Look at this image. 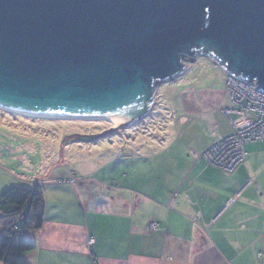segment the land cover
<instances>
[{"label":"water","instance_id":"95a60500","mask_svg":"<svg viewBox=\"0 0 264 264\" xmlns=\"http://www.w3.org/2000/svg\"><path fill=\"white\" fill-rule=\"evenodd\" d=\"M200 57L264 92V0H0L9 109L135 125Z\"/></svg>","mask_w":264,"mask_h":264},{"label":"crops","instance_id":"0c3cea01","mask_svg":"<svg viewBox=\"0 0 264 264\" xmlns=\"http://www.w3.org/2000/svg\"><path fill=\"white\" fill-rule=\"evenodd\" d=\"M230 102L226 81H206L184 98L187 132L159 136L164 143L143 150L148 160L125 161L133 148L120 147L105 167L114 169L110 179L70 170L37 182L44 222L29 233L36 248L28 264H264V142L247 144L231 174L201 157L213 141L206 122L219 136L232 133L221 112ZM2 173L0 196L11 184ZM65 178L73 181L60 184Z\"/></svg>","mask_w":264,"mask_h":264},{"label":"rangeland","instance_id":"374dc122","mask_svg":"<svg viewBox=\"0 0 264 264\" xmlns=\"http://www.w3.org/2000/svg\"><path fill=\"white\" fill-rule=\"evenodd\" d=\"M225 78V72L217 68L212 59L200 57L183 76L159 85L154 107L144 119L130 128L81 143H74L71 136L99 135L111 131L113 125L106 121L33 117L0 109V180L2 182L5 176L2 169L11 182L7 190L28 189L37 182L57 179L70 170L80 176L101 171L110 179L114 169L105 170V167L110 161L118 160L120 147L133 148L134 152H129L125 161L148 160L151 154L143 150L149 145L164 143L159 136L167 132H187V124L181 123V117L186 114L184 98L188 91L206 81L225 83ZM229 108H232L231 102ZM113 143L118 146L115 150L111 148Z\"/></svg>","mask_w":264,"mask_h":264},{"label":"built area","instance_id":"2783aa9c","mask_svg":"<svg viewBox=\"0 0 264 264\" xmlns=\"http://www.w3.org/2000/svg\"><path fill=\"white\" fill-rule=\"evenodd\" d=\"M217 68L226 74V86L230 95L232 108L221 110L232 127L228 136H219V126L208 122L210 136L213 139L210 146L202 153L209 164L231 174L246 160L245 146L254 142H264V92L260 91L255 82L240 79L223 69L213 60ZM193 64H188V69ZM185 72V73H186ZM196 156V155H195ZM197 157V156H196ZM73 181L71 178L60 180V184ZM157 223H150L148 230L158 231ZM96 241L89 240L92 249ZM262 256V255H261Z\"/></svg>","mask_w":264,"mask_h":264},{"label":"trees","instance_id":"16d2710c","mask_svg":"<svg viewBox=\"0 0 264 264\" xmlns=\"http://www.w3.org/2000/svg\"><path fill=\"white\" fill-rule=\"evenodd\" d=\"M77 136L76 139L71 138L74 143L93 140ZM44 208L43 188L39 185L28 189L15 187L0 196V227H3V233L0 234L2 264H28L25 255L36 248V241L30 238L29 233L42 228Z\"/></svg>","mask_w":264,"mask_h":264},{"label":"bare ground","instance_id":"6f19581e","mask_svg":"<svg viewBox=\"0 0 264 264\" xmlns=\"http://www.w3.org/2000/svg\"><path fill=\"white\" fill-rule=\"evenodd\" d=\"M0 109L6 110V111H10V112H14V113H19V114L26 115V116L46 117V116H42V115H38V114H33V113H29V112H24V111H18V110L9 109V108L3 107V106H0ZM51 118L82 120V119L65 118V117H51ZM100 121L109 122L110 124L113 125L114 128H120L122 126H132L135 123V121H134V123H132V121L131 120H128V119H109V120H100Z\"/></svg>","mask_w":264,"mask_h":264},{"label":"flooded vegetation","instance_id":"af4514ba","mask_svg":"<svg viewBox=\"0 0 264 264\" xmlns=\"http://www.w3.org/2000/svg\"><path fill=\"white\" fill-rule=\"evenodd\" d=\"M154 107V106H153Z\"/></svg>","mask_w":264,"mask_h":264}]
</instances>
